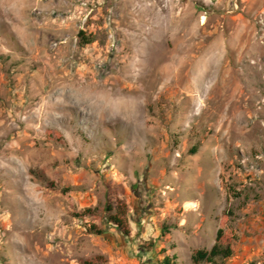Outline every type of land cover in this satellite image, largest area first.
Here are the masks:
<instances>
[{"label":"rangeland","instance_id":"obj_1","mask_svg":"<svg viewBox=\"0 0 264 264\" xmlns=\"http://www.w3.org/2000/svg\"><path fill=\"white\" fill-rule=\"evenodd\" d=\"M224 216L264 264V0H0V264H193Z\"/></svg>","mask_w":264,"mask_h":264},{"label":"trees","instance_id":"obj_2","mask_svg":"<svg viewBox=\"0 0 264 264\" xmlns=\"http://www.w3.org/2000/svg\"><path fill=\"white\" fill-rule=\"evenodd\" d=\"M111 207L107 206V211H110ZM128 211L124 204L118 207V212L115 215L108 214L106 216L107 221L115 226L118 230L128 234L126 223L128 220ZM227 216H224L221 228L216 235V241L213 247L209 250L195 251L191 260L193 264H227L229 260L236 253V244L239 241V236L234 231L226 228ZM96 232L95 228H91ZM176 256H164L160 261V264H177ZM88 264H93L89 262Z\"/></svg>","mask_w":264,"mask_h":264},{"label":"bare ground","instance_id":"obj_3","mask_svg":"<svg viewBox=\"0 0 264 264\" xmlns=\"http://www.w3.org/2000/svg\"><path fill=\"white\" fill-rule=\"evenodd\" d=\"M151 46H152V45H151ZM145 55H146V54H145ZM145 55H144V58H145ZM144 62H145V61H144ZM140 65H141V64H138V65H136V66L140 67Z\"/></svg>","mask_w":264,"mask_h":264}]
</instances>
